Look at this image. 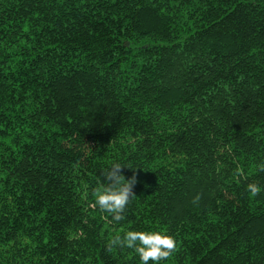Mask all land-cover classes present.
<instances>
[{"label": "trees", "instance_id": "obj_1", "mask_svg": "<svg viewBox=\"0 0 264 264\" xmlns=\"http://www.w3.org/2000/svg\"><path fill=\"white\" fill-rule=\"evenodd\" d=\"M128 230L264 264V0H0V264H141Z\"/></svg>", "mask_w": 264, "mask_h": 264}, {"label": "clouds", "instance_id": "obj_2", "mask_svg": "<svg viewBox=\"0 0 264 264\" xmlns=\"http://www.w3.org/2000/svg\"><path fill=\"white\" fill-rule=\"evenodd\" d=\"M125 167L119 163L114 164L106 173L105 179L108 181L107 186H103L96 194V204L103 211L113 214L115 220H121L122 213L131 199L133 186L136 183L135 177L125 179L121 169ZM252 191L256 188L250 185ZM113 244L121 247L134 249L138 254L141 264H159V261L168 258L176 247L175 238L160 231H138L128 230L123 236H117Z\"/></svg>", "mask_w": 264, "mask_h": 264}]
</instances>
